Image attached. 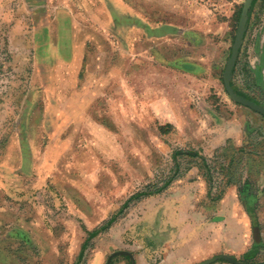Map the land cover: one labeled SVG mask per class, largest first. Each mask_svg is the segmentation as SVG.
<instances>
[{
    "label": "rangeland",
    "instance_id": "1",
    "mask_svg": "<svg viewBox=\"0 0 264 264\" xmlns=\"http://www.w3.org/2000/svg\"><path fill=\"white\" fill-rule=\"evenodd\" d=\"M244 1L0 0V264H159L144 193H167L194 167L204 181L194 223L212 228L200 236L170 216L163 239L177 248L192 240L193 264H205L214 230L240 249L222 261L264 263V116L224 82ZM252 7L232 86L264 104V0ZM152 48L215 79L217 120L203 108L204 127L231 124L236 139L204 154L164 120L151 119L159 131L134 130L136 106L120 102L121 88L135 97L137 58L150 60ZM230 184L241 209L232 226L216 216L229 202L210 200Z\"/></svg>",
    "mask_w": 264,
    "mask_h": 264
},
{
    "label": "crops",
    "instance_id": "2",
    "mask_svg": "<svg viewBox=\"0 0 264 264\" xmlns=\"http://www.w3.org/2000/svg\"><path fill=\"white\" fill-rule=\"evenodd\" d=\"M151 36L153 40L158 39L159 41L156 32H153ZM154 48H152L150 60H145L139 56L137 58L136 68L138 73H136L137 89L135 97H127L128 85L121 88L120 102L129 104L133 100L136 106L134 114L136 124H134V130L145 131L146 129H151V131H159V125L151 123V119L154 117V119L164 120L167 122L165 123L166 126L173 129V131H184L185 136L189 138L193 146L204 154H212L217 148L223 147L227 141L236 139L240 133L238 130H234L230 123H228L230 127L227 128H224L221 123L220 127H218L219 125L215 127L213 123L209 124L208 129L204 127L206 122L203 121L205 117L203 112H201L203 108L204 112L209 116L207 120L214 123L215 119L217 120L215 109L212 107L213 102H211L212 100L209 95L212 88L216 87L215 79L208 78V75L202 77L197 70H188L180 61L175 63V53H171L169 50L165 52ZM178 58L182 57L178 55ZM144 62L147 63L144 64ZM207 80L209 85L206 84ZM144 122L146 123L145 125ZM229 122H233V120L231 119ZM205 129L209 131L205 136L208 143L206 146L200 143L203 139L202 131H205ZM216 131H223V133L217 134ZM182 153L189 154L190 152L182 150ZM168 182L169 191L167 193L155 192L148 195L147 198V201H151L152 204L146 214L154 217V220L156 219V224L152 231L153 234L158 236V241L155 242L153 249L157 250V252H159V249L164 251L165 257L159 264H193V257L195 255L192 252L195 253L197 250V244L195 245L190 240L187 244L188 247L177 248L172 245L171 238L163 239V236L170 235L173 232L172 223L167 220V217L171 218L170 216H175L177 223L183 225L186 230H192L197 235L202 234L209 227L212 228V225L209 224L201 231L204 228L202 227L203 225L199 223L201 224V227H199L198 223H194V221L199 220L200 213L202 212V207L198 203V195L202 192V188L200 189V187L204 181L200 176L196 178V168L194 167L187 174L186 179L177 180L174 178ZM179 182H183V184ZM177 185L181 187L176 188ZM234 192V188L230 184L227 185L220 199L217 196L214 199H210L214 203H218L224 199L229 202L228 206H223L221 204L223 202L215 205H218L216 208L221 209L220 213L216 216H219L220 220L231 224L229 226H232L234 219L241 213L240 205L233 200ZM210 195L214 196L213 192ZM225 210L227 214L223 215V211ZM223 216H226V218ZM236 231L238 232V230ZM205 234L207 235L206 245L202 253H200L202 256L199 258V261L204 260L203 263L205 264H231L224 260V262L222 261L223 254H235L240 249L236 248L233 244L229 245V247L224 245L223 236L221 234L218 235L214 230H206ZM228 248L231 250L229 251ZM185 250H188V253Z\"/></svg>",
    "mask_w": 264,
    "mask_h": 264
},
{
    "label": "water",
    "instance_id": "3",
    "mask_svg": "<svg viewBox=\"0 0 264 264\" xmlns=\"http://www.w3.org/2000/svg\"><path fill=\"white\" fill-rule=\"evenodd\" d=\"M253 3H254V0H245L243 2L242 12H241L239 24H238V30H237L235 42H234L233 49H232V55H231L230 59L228 60V63H227V66H226V69L224 72V82H225V86H226V89L229 93L230 98L235 100L237 103L244 105V106H246L245 104L248 102V100L246 101V99L243 96L235 93V90L232 86V77H233V71H234L235 65L237 63L241 47L243 45L245 35L247 32L248 22H249V12L251 10ZM254 106L258 110L261 111L258 113H261V115H264V106H261V105H259V106L254 105ZM246 107H248V106H246ZM223 258H226V257L224 256ZM226 259H229V258L227 257ZM230 261H232L234 264H246L243 262H239L236 259H231ZM259 264H264V263H259Z\"/></svg>",
    "mask_w": 264,
    "mask_h": 264
},
{
    "label": "trees",
    "instance_id": "4",
    "mask_svg": "<svg viewBox=\"0 0 264 264\" xmlns=\"http://www.w3.org/2000/svg\"><path fill=\"white\" fill-rule=\"evenodd\" d=\"M256 2H257V0H254V3H253V5L252 6H254L255 4H256ZM253 8V7H252ZM251 13H252V9H251V11L249 12V22H250V15H251ZM237 64H238V62H237ZM236 66V65H235ZM235 69L236 68H234V71H235ZM235 92L238 94V95H241V96H243L245 99H246V101L248 100V102L245 104L246 106H248L250 109H252L253 111H255V112H261L260 110H258L254 105H257V106H259V105H261V106H264V104L262 103V102H260L258 99H256V98H254L253 96H251V95H248V94H245L243 91H241V90H238V89H235ZM251 102V103H250ZM254 105H253V104ZM261 114V113H260ZM264 116V115H263ZM179 153H182V151H180ZM196 155H198V154H196ZM161 188H159V189H155V190H152V191H148V192H146V193H144V195H150V194H153V193H155V192H161ZM140 196L138 195V198H139ZM137 198V199H138ZM252 258H253V255H251V254H246L245 255V260H243L242 262H245L246 264H257V263H254L253 261H252ZM240 262V261H239Z\"/></svg>",
    "mask_w": 264,
    "mask_h": 264
}]
</instances>
